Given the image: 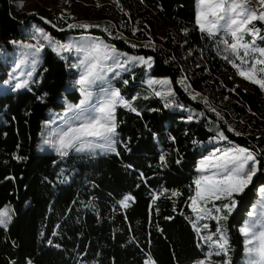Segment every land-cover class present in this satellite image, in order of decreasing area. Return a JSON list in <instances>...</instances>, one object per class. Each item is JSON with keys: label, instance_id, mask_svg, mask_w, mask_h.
I'll return each instance as SVG.
<instances>
[{"label": "trees", "instance_id": "1", "mask_svg": "<svg viewBox=\"0 0 264 264\" xmlns=\"http://www.w3.org/2000/svg\"><path fill=\"white\" fill-rule=\"evenodd\" d=\"M15 1L31 0H0V45L9 48L30 21L60 41L98 37L117 51L152 59L150 75L169 81L174 107L164 106L144 85L145 69L138 67L133 79L124 75L115 85L136 111L115 109L114 152L38 153L47 114L63 111L64 101L80 100L76 89H68L76 73L44 48L30 88L0 93V210L9 206L13 214L7 227L0 226V264H191L204 259L207 247L194 233L190 201L198 163L214 150L209 144L216 137L224 146L247 148L260 162L252 183L233 196L235 208L223 225L228 261L238 264L243 252L239 228L264 185V93L236 79L233 65L244 49L235 55L230 34L200 31L197 0H116L98 8L57 0L68 11L79 7L80 14L63 21L57 12L53 19L39 12L50 23L17 16ZM89 15L100 22L69 26ZM126 196L131 199L123 207Z\"/></svg>", "mask_w": 264, "mask_h": 264}, {"label": "rangeland", "instance_id": "2", "mask_svg": "<svg viewBox=\"0 0 264 264\" xmlns=\"http://www.w3.org/2000/svg\"><path fill=\"white\" fill-rule=\"evenodd\" d=\"M74 5H83L82 7H96L103 4L112 3L116 4V0H72ZM22 5V6H21ZM15 13L17 16L24 15L26 17H38L46 23H50V20L45 17H41L39 12H42L46 15V17L54 18V12H57L59 18L63 21L71 18L72 16H77L80 14L79 7L71 6V10L68 11L66 8H62L57 0H31V1H15ZM248 7L257 10V12L264 11V6H261L258 3V0H249ZM201 8L197 0L196 11ZM100 21L95 20L92 16H88L86 19H82L76 22L71 23L69 26H81L87 25V27L97 25ZM255 27L259 29V33L256 36L251 34L243 35V42H247L251 44V48L249 49L248 55L243 56L242 59L237 63L236 70V79L238 82L248 81L244 79L239 72L241 70H247L254 64L256 60L264 59V56H261L260 50H264V21L255 20L253 21ZM197 24V23H196ZM198 26V25H197ZM251 27V26H250ZM199 28V26H198ZM200 29V28H199ZM39 30V31H38ZM201 31V30H200ZM41 32L47 34L44 30L39 28L32 21L27 23L26 25L21 26L20 28V37L18 40L11 41L9 43V48H6L4 45H0V93H5L7 91H17L23 88L29 89L35 72L41 63L42 50L44 48L51 49L57 56L63 57L62 59L67 61V64L70 70H73L77 78L71 82L68 89H76L80 95V100L77 103H70L64 101L65 109L61 112L50 111L47 114L46 121L43 122L41 132H40V140L37 145V152H51L56 155H61L57 148L59 147V139L60 137L70 129L80 128L81 125L87 122V118L91 116H98V112L85 113V119H74L77 113L80 112V108L78 107L81 104V101L84 100V95L81 92V85L77 83L80 79L81 74L84 72L85 67L81 61L92 52V49L95 45H100L102 49L109 52V54L113 57V59H109L106 61V65L110 66L113 70L107 72V80L101 85L98 84L92 86L90 91L92 92V96L89 99V105L98 106V101L104 98V93L101 91V88H110L111 90H116L115 85L116 82L122 81V76L129 75L130 79H133L130 75H135V70L138 67H144V85L151 88L154 91V94L157 98H159L164 106L174 107L171 98L173 95H166L167 93H172V88L169 81L165 78H154L150 75V70L152 67V59L143 58L141 56H134L130 54H126L124 52H120L115 50L112 46L105 43L102 39L98 37L92 36H70L66 38L64 41L56 40L50 37L54 43L50 45L49 40H46L41 35ZM222 32V31H220ZM254 41V44L252 43ZM15 42V43H14ZM56 42L59 44L68 45L69 48L67 51L62 49H57L59 51V55L57 51L53 49L56 47ZM130 43L138 45V42L134 40H130ZM21 44H32L37 47H40L41 50L39 53H35V48L26 49L20 47ZM153 44V42L151 43ZM147 45V44H140ZM242 49V48H241ZM114 50V51H113ZM257 68V79L264 78V72L259 71V69L264 68V64H256ZM252 83V82H251ZM19 84H26V87H16ZM261 91L264 93V89H262L258 84H256ZM157 93H161L162 95H157ZM87 107V106H86ZM118 107H125L119 102H117ZM115 108V109H116ZM85 142H91L93 144H101L103 141L96 140L93 137H83ZM115 141V137H113ZM223 139L220 137H216L213 142L209 145L214 147V150H211L207 153L198 163L197 167V177L196 180L199 179L203 175H211L214 168L210 165L208 167V171H201V161H209L214 160L217 157H220L224 154V152L229 151L235 146L222 144ZM81 142L77 141L75 147L66 149V155L69 152L78 153V154H87V155H98V154H108L112 151H105L101 148H90L88 144L85 143L83 145V151H77L76 147H81ZM115 146V142L113 147ZM65 156V155H61ZM195 180V181H196ZM264 187L261 185L257 188V197L249 208V212L256 209L257 213L261 211L257 206L260 204V188ZM196 194V184H195V192L193 197ZM240 194V193H239ZM238 195V194H233ZM233 199V197H232ZM229 201L227 199H221L216 201H210L205 204L203 201H200V205L205 207L206 209H210V214L208 213H197L194 212L191 205L192 200L190 201V209H191V224L194 229V233L196 238L198 239V243L200 245H206L205 258L202 260L193 261L191 264H199V262L203 261L204 264H225L228 262V258L230 255L228 243L225 246L226 251L219 248L217 242L220 239V234L223 233L226 236L225 228L223 227L226 219H213V217H226L230 214L226 209L223 208L224 204H228ZM215 204L216 207H220L221 211L216 212L213 207ZM235 207H233L234 209ZM232 209V210H233ZM7 210L8 215L12 218V210L9 206H5L0 211ZM249 212L246 214V217L239 228L243 227L247 222H249L252 217H249ZM203 217V218H199ZM11 220V219H10ZM195 225V227H194ZM207 225V228L204 227ZM2 227V226H1ZM220 229V232H217V229ZM199 229V232L196 230ZM241 233V231H240ZM242 235V233H241ZM211 237V239H207V237ZM203 237V238H202ZM227 238V236H226ZM243 238V252L242 257L239 260L238 264H248V256L246 254V246L245 240L246 238L242 235ZM219 253V254H217ZM149 264H153L150 262Z\"/></svg>", "mask_w": 264, "mask_h": 264}, {"label": "snow or ice", "instance_id": "3", "mask_svg": "<svg viewBox=\"0 0 264 264\" xmlns=\"http://www.w3.org/2000/svg\"><path fill=\"white\" fill-rule=\"evenodd\" d=\"M201 8L197 12L196 23L202 32H206L209 36H215L218 32L223 31L232 36L234 42L229 44L233 54L239 55V50L244 49V55L247 56L251 44L243 42L244 34H251L256 36L259 29L255 27L253 21H264V11L257 12V10L248 7L249 0H198ZM261 6H264V0H258ZM22 6V5H21ZM251 26V27H250ZM87 27V25H81ZM39 31V30H38ZM44 39L49 40L50 45L54 43L52 39L41 32ZM264 38V37H262ZM15 43V42H14ZM228 44V41H224ZM254 44V41L252 42ZM20 47L26 49L35 48V53H39L41 48L32 44H21ZM68 45L59 44L56 42V47L53 49H62L67 51ZM114 51V50H113ZM261 56H264V50H260ZM59 55V51H57ZM63 58V57H62ZM113 59L109 52L101 48L100 45H95L92 52L89 53L83 61L85 70L77 81L81 85V92L84 95V100L78 106L80 112L76 114L74 119H85V113L98 112V116H89L87 122L83 123L80 128L70 129L65 132L59 139V147L57 151L61 155H66V149L75 147L76 142H81V147H76L77 151H83V145L88 144L90 148H101L105 151H115L113 147V137L117 135L115 122V108L117 102L129 108L131 111H136L131 104L124 101L120 96L119 90H111L110 88H101L104 93V98L98 101V106L89 105V99L92 96L90 89L92 86L99 84L103 85L107 80V72L113 69L106 65V61ZM256 64H264V59L256 60L252 66L247 70H241L239 74L246 80L254 84H258L264 89V78L257 79ZM236 67V65H233ZM264 72V68L259 69ZM126 83V81H125ZM16 87H26V84H19ZM157 95H162L157 93ZM166 95H174L167 93ZM197 96L199 93L196 94ZM196 97L193 96V99ZM87 106V107H86ZM167 106V105H166ZM83 137H93L96 140L103 141L101 144H93L85 142ZM259 161L256 155L244 147H235L229 151L224 152L220 157L214 160L201 161V171H208L209 165L215 169L211 175H203L195 181L196 194L191 197L192 209L197 213H208L211 210L206 209L200 205V201L207 204L210 201L227 199L228 204H224L223 208L231 213L235 207V200L232 199L233 194H239L252 183L253 177L260 171L258 167ZM260 204L257 206L261 211L257 213L256 209L249 212V217H252L240 231L246 238V254L248 256V264H264V187L260 188ZM176 195L177 193H173ZM131 197L126 196L121 201L123 207H128V200ZM216 212H220L221 208L213 204ZM203 218V217H199ZM11 217L7 210L0 211V226L7 227ZM213 219H226V217H213ZM195 227V225H194ZM207 228V225H204ZM199 232V229H196ZM220 232V229H217ZM203 238V237H202ZM211 239V237H207ZM228 241L226 236L221 233L220 239L217 242L219 248L226 251L225 246ZM219 254V253H217ZM199 264H204L203 261ZM230 264V261L225 262Z\"/></svg>", "mask_w": 264, "mask_h": 264}, {"label": "crops", "instance_id": "4", "mask_svg": "<svg viewBox=\"0 0 264 264\" xmlns=\"http://www.w3.org/2000/svg\"><path fill=\"white\" fill-rule=\"evenodd\" d=\"M59 57V56H58ZM59 58H61V57H59Z\"/></svg>", "mask_w": 264, "mask_h": 264}]
</instances>
